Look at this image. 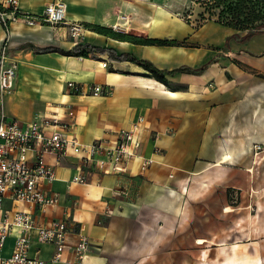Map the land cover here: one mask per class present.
Wrapping results in <instances>:
<instances>
[{
  "label": "crops",
  "instance_id": "1",
  "mask_svg": "<svg viewBox=\"0 0 264 264\" xmlns=\"http://www.w3.org/2000/svg\"><path fill=\"white\" fill-rule=\"evenodd\" d=\"M48 1L21 0V7L42 13ZM95 2L90 9L81 7L74 18L86 25L124 29L120 33L187 42L139 44L90 27L80 42L146 59L165 70H199L167 74V85L128 56L38 52L50 45L72 49L77 43L64 24L13 22L9 55L19 66L13 89L0 92V115L29 122L38 115L64 117L71 106L74 132L83 143L113 140L142 116L139 153L155 159L144 171L143 158L135 156L125 172H93L90 182L81 184L70 181L80 173L82 158L66 154L56 165L57 178L45 184L48 191L59 193V203L45 211L23 203L16 208L32 210L44 223L69 216L90 237L91 247L83 262L76 261L72 246L62 260L51 262L54 243L35 237L30 254L48 264H183L190 257L204 264L212 252L213 264L220 258L222 264H262L253 260L251 240L264 237V183L252 147L264 142V77L259 75L264 74V33L242 41L231 38L233 28L215 20L194 27L174 17L162 34L152 25V17L147 27L149 20H137L127 11L113 15L118 4ZM125 14L127 24L114 26ZM141 20L144 31L127 29ZM7 35L0 22V49ZM68 81L98 83L110 92L77 95L66 90ZM233 191L240 192V202L230 200ZM248 191L250 199L244 197ZM14 241L9 237L7 253ZM258 253L264 254V246Z\"/></svg>",
  "mask_w": 264,
  "mask_h": 264
},
{
  "label": "built area",
  "instance_id": "2",
  "mask_svg": "<svg viewBox=\"0 0 264 264\" xmlns=\"http://www.w3.org/2000/svg\"><path fill=\"white\" fill-rule=\"evenodd\" d=\"M68 5L64 0L47 4L42 13L25 12L21 0L0 2V22L7 31V37L0 49V92H10L15 84L19 63L10 59L9 35L13 22L27 26H40L45 23L64 24L78 44L84 37V25L67 18ZM104 66L107 62H104ZM66 90L80 94H107L110 89L95 83L87 85L68 81ZM67 115H38L31 121L24 122L10 118L5 113L0 115V264H48L40 256H32L30 247L35 239L54 243L55 251L51 259H63L64 251L72 246L77 262H83L91 247L90 237L82 233L74 220L66 218L51 219L44 223L37 220L32 210L17 209L18 203L45 211L60 200L58 192L48 191L45 184L57 178L56 165L66 154L82 158L83 167L70 182L88 183L93 172H125L130 160L142 157L141 169H146L154 162L153 156L143 157L139 150L142 146L140 132L145 117L131 121L129 128H122L113 140L97 138L93 143H83L74 132L75 111L68 106ZM262 145L254 143L253 150L258 155ZM54 157V161H51ZM125 193V189H119ZM9 237L15 241L10 253L6 251Z\"/></svg>",
  "mask_w": 264,
  "mask_h": 264
},
{
  "label": "rangeland",
  "instance_id": "3",
  "mask_svg": "<svg viewBox=\"0 0 264 264\" xmlns=\"http://www.w3.org/2000/svg\"><path fill=\"white\" fill-rule=\"evenodd\" d=\"M54 0H49L48 4L53 2ZM67 5H68V16L70 21H79L81 22L84 27L87 28L86 23L81 21L80 19L74 18V16L79 12L78 10L81 7H85L90 9L94 5H96L95 0H64ZM96 1H103L106 4H110V6H113L114 4H118V7L116 10H112L113 15H120L123 11H127L128 14L135 15L137 20L140 19H145L149 20L147 22V27H151V22L149 17L154 18V23L152 25L154 26L155 29H159V32L162 34H165L169 30V23L172 22V19L174 17H180L183 19L187 24H192L194 27H199L201 25H204L207 21L210 20H216L217 19V14L219 12V9H213L212 12L215 14L211 15V12L204 7L203 2H200L199 0H96ZM127 16L126 14L123 15L122 17ZM149 18V19H148ZM151 18V19H152ZM68 30V36L72 38V36L69 33V28L66 27ZM133 29L138 32H142L146 29L145 26L142 25V20L137 21V23L131 25L127 29ZM117 32H124V29L122 28H113ZM242 33H244L242 31ZM86 34V32H85ZM164 38H168L165 36ZM79 39L84 40V37H80ZM262 145V149L260 150V153H258L257 160L259 161L258 166L260 167L259 171L261 172V181L264 183V142H260ZM254 145V144H253ZM253 147V146H252ZM254 151V150H253ZM255 153V151H254ZM251 192L248 191L245 192L244 197L245 198H251ZM233 195L230 198V200H234L237 203L240 202V192L239 193H234L232 192ZM263 193V198H264V191ZM235 202V203H236ZM254 212V209L250 207V211ZM252 247H253V252H254V261L258 260L260 263L264 264V254L260 255L258 253L260 251L261 246H264V237L261 238H252ZM262 241V242H261ZM262 243V244H261ZM211 249V248H210ZM258 253V255L256 254ZM209 256H206L205 258V263L204 264H213V254L212 252L209 253ZM224 258H220V260L216 259L215 263L222 264ZM201 259L195 258V257H190L186 259L185 261H182L183 264H202ZM175 263V264H179Z\"/></svg>",
  "mask_w": 264,
  "mask_h": 264
},
{
  "label": "trees",
  "instance_id": "4",
  "mask_svg": "<svg viewBox=\"0 0 264 264\" xmlns=\"http://www.w3.org/2000/svg\"><path fill=\"white\" fill-rule=\"evenodd\" d=\"M203 2L205 8H207L211 15L215 14L212 12L213 9H219L217 14L216 22L220 24H224L233 28L236 32L231 36V38L240 39L242 41L249 40L255 33H264V0H199ZM87 27L92 28L100 33L106 34L108 36H113L120 40H129L132 42H136L139 44H161V45H185L186 40L179 39H169V38H153L149 36H136L130 33H120L115 31L113 28L104 27L100 24H87ZM242 31L244 33H242ZM226 42V46H229V39ZM38 52H46V51H58L60 53L68 54V55H83L89 56L90 53L94 51L100 52H109L110 56H113L117 59H125L127 56L131 58L133 61L140 64L142 67L144 66L151 74H153L158 80L163 81L165 84H169L167 79V74H175L176 71L183 72H197L199 69L188 68V67H177L173 70H165L156 67L151 61L146 59H138L133 56H121L112 53L111 50L92 46L89 43L79 42L74 48L66 49L60 48L56 46H46V48H37ZM240 65H243L239 61ZM264 77V74H259Z\"/></svg>",
  "mask_w": 264,
  "mask_h": 264
},
{
  "label": "bare ground",
  "instance_id": "5",
  "mask_svg": "<svg viewBox=\"0 0 264 264\" xmlns=\"http://www.w3.org/2000/svg\"><path fill=\"white\" fill-rule=\"evenodd\" d=\"M127 21H129L128 16L122 17V20L116 21V22L114 23V26H117V27H123L124 25L127 24ZM130 25H131V24H130ZM102 63H103V65H105L104 62H102Z\"/></svg>",
  "mask_w": 264,
  "mask_h": 264
}]
</instances>
